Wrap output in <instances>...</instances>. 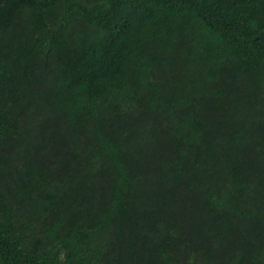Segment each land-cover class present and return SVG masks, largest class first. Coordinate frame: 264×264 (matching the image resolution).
Instances as JSON below:
<instances>
[{
  "label": "trees",
  "instance_id": "obj_1",
  "mask_svg": "<svg viewBox=\"0 0 264 264\" xmlns=\"http://www.w3.org/2000/svg\"><path fill=\"white\" fill-rule=\"evenodd\" d=\"M0 264H264V0H0Z\"/></svg>",
  "mask_w": 264,
  "mask_h": 264
}]
</instances>
